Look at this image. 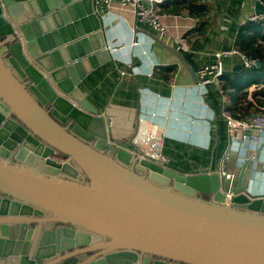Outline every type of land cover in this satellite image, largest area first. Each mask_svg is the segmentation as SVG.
I'll return each instance as SVG.
<instances>
[{"label": "water", "instance_id": "water-1", "mask_svg": "<svg viewBox=\"0 0 264 264\" xmlns=\"http://www.w3.org/2000/svg\"><path fill=\"white\" fill-rule=\"evenodd\" d=\"M110 59L92 0H0V264H264L215 151L180 174L108 137L83 82Z\"/></svg>", "mask_w": 264, "mask_h": 264}, {"label": "crops", "instance_id": "crops-1", "mask_svg": "<svg viewBox=\"0 0 264 264\" xmlns=\"http://www.w3.org/2000/svg\"><path fill=\"white\" fill-rule=\"evenodd\" d=\"M256 1L144 0L160 14L162 37L117 4L102 15L111 59L85 79L83 90L107 120L108 137L180 174L208 172L215 151L216 172L225 170L223 191L240 184L249 198L264 199V133L249 132L254 143L241 149L238 132L229 131L222 117L225 110L236 118L264 117L258 94L264 84L232 88L244 70L238 55L223 60L219 83L201 86L196 77L199 68L215 63L216 53L238 50L237 36L255 15ZM260 29L249 36L264 51Z\"/></svg>", "mask_w": 264, "mask_h": 264}, {"label": "built area", "instance_id": "built-area-1", "mask_svg": "<svg viewBox=\"0 0 264 264\" xmlns=\"http://www.w3.org/2000/svg\"><path fill=\"white\" fill-rule=\"evenodd\" d=\"M143 1L144 0H92V3L94 6V12L99 17L104 15L114 4H117L120 8L130 10L137 23L147 26L157 36H164L166 29L161 23L160 14L155 9L145 6ZM247 21L262 22L264 21V14L252 15ZM233 55L240 56L242 66L245 70H251L258 64L256 59L250 58L236 49L224 50L214 55V58L216 59L215 63L203 66L197 70L196 77L198 84L201 86H207L219 83L224 71L223 60ZM256 88L258 87L253 86V90ZM222 117L229 131L238 132L241 142L243 143L240 145L241 149L247 148L248 145L245 144H247L249 139H252L249 132L264 133V117L255 115L245 119L236 118L226 110L222 112ZM250 149L254 151V145L253 149L251 147ZM253 154L254 153L251 154V158H253ZM218 174L222 177L225 175V170H219Z\"/></svg>", "mask_w": 264, "mask_h": 264}, {"label": "trees", "instance_id": "trees-1", "mask_svg": "<svg viewBox=\"0 0 264 264\" xmlns=\"http://www.w3.org/2000/svg\"><path fill=\"white\" fill-rule=\"evenodd\" d=\"M264 2V0H260ZM264 29V21L262 22H248L247 25L242 28L237 36L236 47L243 54L258 59L262 66L259 68H254L250 71L243 70L242 75H239V80L232 84V88L234 90H242V88L249 87L252 84H264V51L261 50L259 45H257V40H255L252 36H249V33H255L256 35L260 34V27ZM261 40L264 41V33H262ZM238 74V73H237ZM264 96V90L258 92Z\"/></svg>", "mask_w": 264, "mask_h": 264}, {"label": "flooded vegetation", "instance_id": "flooded-vegetation-1", "mask_svg": "<svg viewBox=\"0 0 264 264\" xmlns=\"http://www.w3.org/2000/svg\"><path fill=\"white\" fill-rule=\"evenodd\" d=\"M53 227V226H52Z\"/></svg>", "mask_w": 264, "mask_h": 264}]
</instances>
